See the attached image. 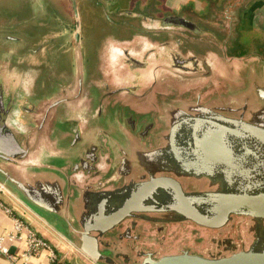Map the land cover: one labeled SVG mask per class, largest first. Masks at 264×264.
Masks as SVG:
<instances>
[{"label": "water", "instance_id": "1", "mask_svg": "<svg viewBox=\"0 0 264 264\" xmlns=\"http://www.w3.org/2000/svg\"><path fill=\"white\" fill-rule=\"evenodd\" d=\"M253 1L151 0L89 64L42 0L2 10L0 183L96 264H264V53H237Z\"/></svg>", "mask_w": 264, "mask_h": 264}, {"label": "flooded vegetation", "instance_id": "2", "mask_svg": "<svg viewBox=\"0 0 264 264\" xmlns=\"http://www.w3.org/2000/svg\"><path fill=\"white\" fill-rule=\"evenodd\" d=\"M38 0H0V12L4 9L15 10L22 8L30 2ZM52 11L55 23L60 27V33L65 34L67 40L66 47L70 52L78 47V51L83 55V63L89 64L91 57L96 53L97 40L107 31L113 30L116 38L130 36V8L135 5L143 8L146 0H77L79 6L83 7V12L73 7L67 6V0H42ZM149 1V0H148ZM155 13L162 17L168 11L192 8L199 13L208 10L207 1L205 7H195L192 1L182 3L178 8H170L166 0H154ZM72 5V0H68ZM74 5L76 0H73ZM149 5V3L147 4ZM146 5V6H147ZM68 8H67V7ZM142 6V7H139ZM264 7V0L251 2L244 11V16L239 30L241 33V43L237 53L245 54L249 51L264 53V32L258 29L252 21V15L260 8ZM59 33V34H60ZM106 34V33H105Z\"/></svg>", "mask_w": 264, "mask_h": 264}, {"label": "crops", "instance_id": "3", "mask_svg": "<svg viewBox=\"0 0 264 264\" xmlns=\"http://www.w3.org/2000/svg\"><path fill=\"white\" fill-rule=\"evenodd\" d=\"M151 0H146L144 5L146 6L148 3L150 4ZM187 1H192L195 7H205L206 2L209 1L210 5L214 1L220 0H166V4L168 7L178 8L180 4L186 3ZM209 5V6H210ZM139 6V7H142ZM207 6V8L209 7ZM138 7L135 5L133 8ZM132 9V8H130ZM198 12V11H197ZM205 12V11H204ZM0 200L4 202L7 206L11 207L14 211L15 215L22 217L28 223H30L34 228H36L44 237H46L49 241L53 243L56 247L59 257L62 261L67 264H93L87 257L77 253L70 252V248L63 241V238L57 231H55L45 220L33 212L30 208H28L25 204L21 203L18 199L14 197L12 194H5L0 191ZM31 210V211H30ZM13 228V217L9 213L6 212L4 207L0 205V234L6 231H9ZM8 246L13 252H20L25 248V242L23 240L7 242ZM72 253V254H71ZM0 264H10L7 256L0 252ZM30 264H49V259L46 252L42 254L32 257L30 260Z\"/></svg>", "mask_w": 264, "mask_h": 264}, {"label": "built area", "instance_id": "4", "mask_svg": "<svg viewBox=\"0 0 264 264\" xmlns=\"http://www.w3.org/2000/svg\"><path fill=\"white\" fill-rule=\"evenodd\" d=\"M0 191L8 192L2 183H0ZM8 193L11 194L10 192ZM0 205L13 217V228L0 234V252L7 256L10 264H30L32 257L38 256L43 252H46L49 264H67L60 259L58 251L51 241L22 217L15 215L12 208L7 206L2 200H0ZM19 240L25 242V248L19 253L13 252L7 242Z\"/></svg>", "mask_w": 264, "mask_h": 264}, {"label": "rangeland", "instance_id": "5", "mask_svg": "<svg viewBox=\"0 0 264 264\" xmlns=\"http://www.w3.org/2000/svg\"><path fill=\"white\" fill-rule=\"evenodd\" d=\"M72 5L73 6H71V4L68 2V0H67V6L69 7V8H71V7H73V10H74V12H75V8L78 10V15H79V10H81L82 12H83V7H81V6H79V4H78V2H77V0H76V3H75V5H74V2H73V0H72ZM66 6V7H67ZM67 7V8H68ZM9 192V191H8ZM7 191L6 192H4L5 194H9ZM12 194V193H11ZM13 195V194H12ZM15 197V196H14ZM16 198V197H15ZM16 199H18V198H16ZM19 200V199H18ZM20 201V200H19ZM21 202V201H20ZM22 203V202H21ZM31 211V210H30ZM39 217V216H38ZM40 218V217H39ZM63 241L66 243V245H68L69 246V248L71 249L70 250V252H72V253H77L78 255H80V254H82V255H84L80 250H78L74 245H72L69 241H67L65 238H63ZM71 253V254H72ZM80 253V254H79ZM85 256V255H84ZM86 257V256H85ZM88 258V257H87ZM89 259V258H88ZM90 260V259H89ZM93 264H96V263H94L92 260H90Z\"/></svg>", "mask_w": 264, "mask_h": 264}]
</instances>
